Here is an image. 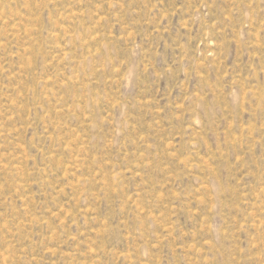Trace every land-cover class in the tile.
<instances>
[{"label": "rangeland", "instance_id": "1", "mask_svg": "<svg viewBox=\"0 0 264 264\" xmlns=\"http://www.w3.org/2000/svg\"><path fill=\"white\" fill-rule=\"evenodd\" d=\"M0 264H264V0H0Z\"/></svg>", "mask_w": 264, "mask_h": 264}]
</instances>
